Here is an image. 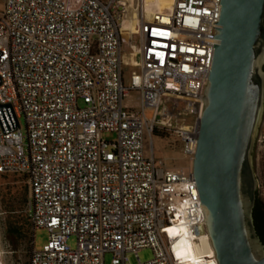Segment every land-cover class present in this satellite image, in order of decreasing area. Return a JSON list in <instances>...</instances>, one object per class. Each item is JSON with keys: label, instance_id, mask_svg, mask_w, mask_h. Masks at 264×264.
<instances>
[{"label": "built area", "instance_id": "obj_1", "mask_svg": "<svg viewBox=\"0 0 264 264\" xmlns=\"http://www.w3.org/2000/svg\"><path fill=\"white\" fill-rule=\"evenodd\" d=\"M135 1L127 41L133 52L137 35V62L125 82L129 0H3L0 103L20 128L0 129V174L24 177L25 215L48 232L28 264H186L177 241L206 233L191 169L155 158L152 138L172 133L192 160L221 5L171 0L169 12L146 17ZM144 248L152 258L141 261Z\"/></svg>", "mask_w": 264, "mask_h": 264}, {"label": "water", "instance_id": "obj_2", "mask_svg": "<svg viewBox=\"0 0 264 264\" xmlns=\"http://www.w3.org/2000/svg\"><path fill=\"white\" fill-rule=\"evenodd\" d=\"M191 172L216 264H264L252 208L251 151L264 100V0H219ZM2 52L0 51V56ZM1 84V78H0ZM0 103L2 134L18 130ZM195 229V233H198Z\"/></svg>", "mask_w": 264, "mask_h": 264}, {"label": "rangeland", "instance_id": "obj_3", "mask_svg": "<svg viewBox=\"0 0 264 264\" xmlns=\"http://www.w3.org/2000/svg\"><path fill=\"white\" fill-rule=\"evenodd\" d=\"M140 2H134L133 7L136 8ZM3 6V0H0V11ZM142 13L145 16L144 9ZM123 28V24H122ZM137 24L135 23L132 32L135 33ZM128 33L121 36L122 51L127 58H131L134 63L135 57L130 53L128 47ZM133 43L139 44L138 37L133 34ZM135 49V48H133ZM124 67V81H127L128 71L132 67L128 65ZM264 71V58L262 64ZM138 93L130 92L127 103L133 107H139ZM81 106L82 103L79 102ZM22 133L25 136V123L23 117L19 119ZM103 138L113 139L114 135L108 132L103 133ZM24 141H26L24 137ZM154 143L153 156L164 161L165 165L170 168L191 169L192 160L185 156L181 151L180 142L172 133H161L159 137H153ZM148 147L145 154L151 155L149 148V137L146 138ZM251 167L255 179L254 192L264 203V100L261 111L259 124L255 133L253 147L251 151ZM28 194V187L23 176L13 173L0 174V264H28L29 255L32 247L36 250L42 248L47 240L48 232L45 228L33 229L25 215V201ZM9 231H14L11 234ZM69 245L74 248L76 239L74 236L68 238ZM139 259L146 261L152 258V252L149 248H144L138 252ZM111 259L110 254L104 257L105 263ZM131 263L136 262L134 255L128 257Z\"/></svg>", "mask_w": 264, "mask_h": 264}, {"label": "bare ground", "instance_id": "obj_4", "mask_svg": "<svg viewBox=\"0 0 264 264\" xmlns=\"http://www.w3.org/2000/svg\"><path fill=\"white\" fill-rule=\"evenodd\" d=\"M129 1L130 5L127 6L123 18L122 34L132 32L133 26L137 21V12L133 6L131 7V1L133 3V0ZM142 2L146 17H149L154 11L169 12L171 6V0H142ZM134 48L133 52H130L133 57L137 51L136 44ZM123 60L128 65H135L137 62L135 58L134 63L129 64V62H132V59L127 58L125 55L123 56ZM176 253L182 260L186 261V264H216L208 236L202 230L193 239L182 235L176 243Z\"/></svg>", "mask_w": 264, "mask_h": 264}, {"label": "trees", "instance_id": "obj_5", "mask_svg": "<svg viewBox=\"0 0 264 264\" xmlns=\"http://www.w3.org/2000/svg\"><path fill=\"white\" fill-rule=\"evenodd\" d=\"M251 215L255 232L264 245V203L257 196H255ZM9 232L11 234L15 233L14 231Z\"/></svg>", "mask_w": 264, "mask_h": 264}]
</instances>
